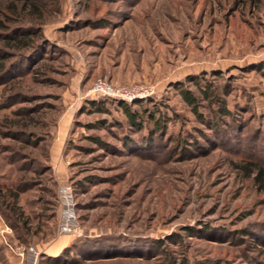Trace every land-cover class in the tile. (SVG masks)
<instances>
[{
	"label": "rangeland",
	"instance_id": "1",
	"mask_svg": "<svg viewBox=\"0 0 264 264\" xmlns=\"http://www.w3.org/2000/svg\"><path fill=\"white\" fill-rule=\"evenodd\" d=\"M0 24V55L4 35L36 42L5 49L0 76V264L29 247L37 264H264V189L243 169L264 165V0H0ZM99 79L156 93L127 103L133 124L87 96Z\"/></svg>",
	"mask_w": 264,
	"mask_h": 264
},
{
	"label": "built area",
	"instance_id": "2",
	"mask_svg": "<svg viewBox=\"0 0 264 264\" xmlns=\"http://www.w3.org/2000/svg\"><path fill=\"white\" fill-rule=\"evenodd\" d=\"M156 93L155 87L146 85H113L112 83L99 79L88 91L90 98H107L126 103H133L139 99H146ZM59 205V235H71L79 230V219L76 210V201L73 187L70 183L62 184L57 193ZM40 251L36 247H29L21 250L19 256L25 257L27 254L28 262L37 264Z\"/></svg>",
	"mask_w": 264,
	"mask_h": 264
},
{
	"label": "trees",
	"instance_id": "3",
	"mask_svg": "<svg viewBox=\"0 0 264 264\" xmlns=\"http://www.w3.org/2000/svg\"><path fill=\"white\" fill-rule=\"evenodd\" d=\"M34 8H37V11L40 12L41 11V7L38 5L33 4ZM2 27L4 26V24H0ZM23 32V34L19 35V36H10L8 35H4L3 37V41L5 43V47H3L2 49V54L0 55V76H4L6 74H8V70L6 69V65L7 63L4 61L5 59H7V56L9 55L8 52L9 50H5V49H10V50H16V51H25L27 49L32 48L36 42H32L31 40L29 41V38H27L28 36H30V32ZM28 35V36H27ZM34 48V47H33ZM1 51V50H0ZM181 94L183 96V99L190 105L193 107L195 113H198V108H197V99L192 95V93L188 90H183L181 91ZM136 103V102H134ZM121 108L123 109L126 117L129 119L130 123H137L139 121L138 119V115L137 112L132 111L129 107V104L125 103V102H121L120 104ZM157 123L155 122V125ZM157 130L161 129L159 124H157L156 127ZM249 176H253V180L254 182L262 187L264 189V165L260 164L258 162H250L245 164L244 168ZM1 189V188H0ZM3 193V196H2ZM0 198L2 199V201L6 202L9 199H11V193L9 192V190L4 193L2 192V190H0ZM18 194L15 193L14 197V202L13 204H7V207L10 208V211L12 212V214H14L16 217H19V219H21L22 213L19 212V209L16 207V202L18 201ZM2 202L0 203V212L1 214H4L3 209L1 208L2 206ZM59 206V205H58ZM27 225V220H24L23 222V226L26 227Z\"/></svg>",
	"mask_w": 264,
	"mask_h": 264
},
{
	"label": "crops",
	"instance_id": "4",
	"mask_svg": "<svg viewBox=\"0 0 264 264\" xmlns=\"http://www.w3.org/2000/svg\"><path fill=\"white\" fill-rule=\"evenodd\" d=\"M58 163H60V162H58ZM5 226H6V225H5ZM60 242H61V241H60ZM62 242H66V240H62ZM17 258L20 259L19 256H17Z\"/></svg>",
	"mask_w": 264,
	"mask_h": 264
}]
</instances>
